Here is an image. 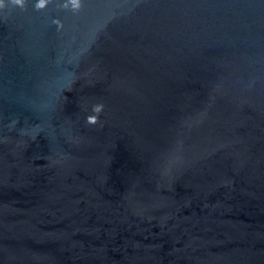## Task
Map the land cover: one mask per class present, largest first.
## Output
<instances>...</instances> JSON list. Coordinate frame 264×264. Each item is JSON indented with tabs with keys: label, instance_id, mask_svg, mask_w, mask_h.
<instances>
[{
	"label": "water",
	"instance_id": "obj_1",
	"mask_svg": "<svg viewBox=\"0 0 264 264\" xmlns=\"http://www.w3.org/2000/svg\"><path fill=\"white\" fill-rule=\"evenodd\" d=\"M0 264H264V0H0Z\"/></svg>",
	"mask_w": 264,
	"mask_h": 264
}]
</instances>
